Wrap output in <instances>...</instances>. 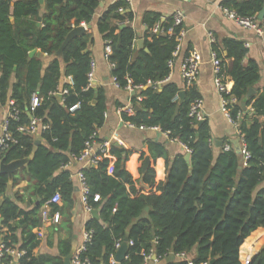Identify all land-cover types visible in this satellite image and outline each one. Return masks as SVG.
Listing matches in <instances>:
<instances>
[{"label":"trees","instance_id":"1","mask_svg":"<svg viewBox=\"0 0 264 264\" xmlns=\"http://www.w3.org/2000/svg\"><path fill=\"white\" fill-rule=\"evenodd\" d=\"M45 3L43 8L38 0H0V108L18 112L9 127L16 143L0 155V164L34 153L13 183L15 187L24 180L29 182L26 192L35 200L27 204L30 210L20 205L26 203L25 197H8L9 177L0 174V234L8 245L26 253L20 264H64L72 251L68 239L59 241V256L35 254L42 242L39 233L49 225L43 222L44 207L52 215L62 216L63 224L52 225V229L71 225L75 185L66 167L81 159L86 143L106 121V90L90 87L88 79L95 33L103 39L105 52L106 46L112 49L108 61L116 84L127 89L131 82L141 88L132 99L134 110L139 107L141 111L122 113L123 121L139 129H159L170 141L182 144L186 153L171 156L165 145L150 142L153 163L145 170L147 157L141 153L135 176L127 167L133 151L113 143L108 150L97 152L96 167L82 171L89 190L88 205L99 211V219L92 217L86 224L93 236L80 254L81 261L112 264L116 244L129 236L133 246L123 264H143V254L151 251L167 264H187L171 259V254L180 253H186L195 264H264V244L255 253L251 244L264 231V188H260L264 183V90L248 98L261 76L257 62L247 61L245 43L227 38L216 41L212 51L221 60L220 77L225 83L228 78L234 82L231 93L224 97L250 154L246 163L232 144L231 150L224 147L216 154L208 123L199 126L190 117L192 104L201 99L197 88L189 89L181 103L180 88L167 81L177 36L184 28L174 26L173 16L163 20L160 14L146 13L144 47L138 49L132 26L135 15L126 0L108 7L97 20L102 0ZM221 7L241 17L258 18L264 0H224ZM83 24L93 32L71 40L58 56L69 34ZM172 28L173 35L169 33ZM35 50L39 55L31 57ZM44 55L51 59L46 68ZM159 83L163 85L156 88L154 84ZM35 95L40 103L33 109ZM243 103L251 108L249 114ZM33 118L48 129L37 136L21 133L19 129ZM38 137L44 144L36 145ZM187 150L191 151L190 162L185 158ZM57 193L61 205L50 202ZM96 196L99 202H95Z\"/></svg>","mask_w":264,"mask_h":264},{"label":"crops","instance_id":"2","mask_svg":"<svg viewBox=\"0 0 264 264\" xmlns=\"http://www.w3.org/2000/svg\"><path fill=\"white\" fill-rule=\"evenodd\" d=\"M118 1L119 0H102L96 20L108 9V7ZM223 1L224 0H131V9L135 15L132 26L137 34V48L140 49L138 47V42L141 40L144 41L146 33V26L143 23V18L146 13L160 14L163 20L172 17L177 11H181L184 14L185 37L180 54L174 59V66L168 81L170 83H175L180 88L181 92L184 91V82L182 79L184 59L190 53H197L201 60V66L195 87L203 100L204 117L210 127L211 140L216 154L226 145L232 144L237 152L243 155L244 144L240 129L238 126L234 125L222 111V96L215 83L216 78L212 51L213 44L210 35L213 36L215 42L233 38L244 42L245 45L248 43L251 45L250 48H247L249 50L247 61L254 60L257 62L261 76L260 82L254 89L255 94L258 90L262 92L264 90V37L259 38L256 32L244 29L229 20L221 7ZM87 27V32H93L91 26ZM90 51L92 53L93 63L95 64L93 87L105 89L108 100L107 117L104 126L98 131L99 142H97L95 152H98L101 147V142L110 145L115 143L129 151H133L134 154L127 167L135 176H137L136 173L141 166V153H146L147 159H150L153 163L148 148V143L150 142H157L165 145L171 156L185 154L186 150L182 144L170 141L168 136L161 131L139 129L123 121L122 113L134 115V113L132 114L131 112L134 109L132 106V99L136 92L129 91L128 89H121L114 82L112 75L113 68L106 56L105 43L97 33H95V42L94 45L90 47ZM36 55H39V51L36 52ZM225 55H227L226 52ZM43 60L44 67L46 68L51 62V59L44 55ZM228 63H230V61H228ZM226 84L231 90L233 89L234 82L231 79L228 78ZM248 109L251 111V108ZM8 110L9 107L0 108V135L3 132V123L9 113ZM245 114H247V112H245ZM242 120L243 116L240 117V121ZM37 141L44 144V141L40 139V137L37 138ZM218 142H221L222 145H217ZM87 167H89V160L74 161L66 167V169L71 172L72 181L75 185V205L71 218V225H68L65 229L58 230L52 229V225L55 224L48 223L49 225L42 229L44 237L42 238L40 246L35 251L36 255L49 254L52 256H59L58 243L61 240L71 239L72 251L75 250V254L83 247L86 224L92 218V214L87 213L85 210L80 181V174ZM159 167L161 168L160 165ZM28 186L29 182L24 180L15 187L13 185L7 192L8 197L12 199H15L17 195L25 197L26 203H21L20 205L27 211L31 209V206L27 204L32 199L30 194L26 192ZM140 187L142 186L140 185ZM260 188H264V183ZM146 189L149 190V188ZM60 223L61 225L63 224V219ZM6 231L7 230H4V232ZM21 236L22 233L19 231L18 237L21 238ZM251 244L253 245V252L255 253L261 245L264 244V231H262L257 239H253ZM167 262L168 261L157 260L152 261L150 264H167Z\"/></svg>","mask_w":264,"mask_h":264},{"label":"built area","instance_id":"3","mask_svg":"<svg viewBox=\"0 0 264 264\" xmlns=\"http://www.w3.org/2000/svg\"><path fill=\"white\" fill-rule=\"evenodd\" d=\"M130 5H131V0H126ZM225 16L233 21L234 23H236L238 26L247 29V30H251L256 32V34L259 36V38H263L264 37V24H262L263 22H261L259 20V18H245V17H241L237 14V12L235 11H231L229 9L226 8H222ZM174 18V26L175 27H180L182 25H184V14L181 11H177L176 13H174L173 15ZM83 26L86 27L85 24H83ZM159 31V27H157L155 29V32ZM169 33L171 35H173L174 33V28L169 30ZM185 37V30L184 28L181 30V32L179 33V35L177 36V42H178V46L177 49L174 53V59L176 57H178V55L180 54L181 48H182V43ZM211 38V42L212 44L215 43V39L213 38L212 35H210ZM247 48H250L251 45L248 43L246 44ZM112 53V49L110 46H106V56L108 58V56ZM172 60L170 62V67L173 68L174 66V61ZM213 64H214V68H215V83L216 86L218 88V91L220 92L221 96H222V111L224 112V114L227 116V118L236 126H238L237 123L233 122L232 118H231V113L229 111L228 105H229V100L226 99L224 97L225 94H230L231 93V89L229 88V86L223 81V79L220 77V66H221V60L218 59V57L216 56L215 53H213ZM200 66H201V60L200 57L197 53H190L188 56H186V58L184 59L183 62V66H182V79L184 82V91H188L189 89L193 88L196 86L197 81H198V77L200 74ZM94 77H95V64H92V68H91V72L89 73L88 79H89V86L93 87V81H94ZM70 83H73L72 78H69ZM168 81V80H167ZM114 82L116 83V80L114 79ZM150 85H152V83H150ZM163 85V83H159V84H154V86L156 88H161V86ZM127 89L129 91H134L137 92L139 89L141 88H135L132 86L131 82L129 83V86L127 87ZM66 93V92H65ZM62 95V94H61ZM138 101H142V97H138ZM233 102L235 103L236 101L233 100ZM40 103V99L39 97H37L36 95L33 96L31 105L32 108L35 109L36 107L39 106ZM14 102L10 103V106H13ZM77 107L73 108L72 111H74ZM9 113L6 117V119L4 120L3 123V132L0 135V155L9 148V145L11 143H16V140L14 139L13 135L9 132V127H10V121L12 119H16L18 112H16V110H11L9 108ZM132 114L134 113V109L131 111ZM242 115H240L241 117ZM190 117L194 118L195 120H197L198 122H201L205 119L204 117V110H203V100L202 99H198L196 100L190 109ZM132 126V125H131ZM239 127V126H238ZM48 129L47 126H44L41 122V120H38L36 118H33L31 120V123L28 126H24L21 127L19 129V131L21 133H27L29 135L32 136H37L40 134V132L42 131H46ZM153 130H158L159 129H153ZM96 139H98V132L97 134L95 133L92 137V139L90 141H88L86 143V148L85 151L81 157L80 160L78 161H83V160H89V166L91 165H96L97 161L100 160V158L97 157V153L95 152V147L97 145V141ZM243 139V138H242ZM244 144V141H243ZM110 144L105 143L103 145H101V147L99 148L98 151L102 150V149H106L108 150L110 148ZM231 145H226L225 146V150L229 151L231 150ZM188 154H191V151L187 150ZM243 157H244V162L246 163L249 159H250V154L248 153V151L246 150V146L244 144V150H243ZM80 181H81V188H82V200L85 206V210L87 213L92 214L93 210L92 208L88 205L87 202V197L89 194V190L86 184V179L84 177V175L81 173L80 174ZM101 199L99 196H96L95 198V202H99ZM52 204H61L62 202V197L60 195V193H57L52 200L50 201ZM42 218H43V222L44 224H48V223H53L55 225L59 224L62 220L60 213H55V214H51L50 208L48 206H46L43 211H42ZM0 220H1V216H0ZM92 236H93V232H87L85 233V242L83 247L75 254L72 264H91L88 260L86 261H81L80 259V254L82 252H84L86 250V244L90 243L92 240ZM39 237L42 239L44 237V233L43 230L40 231L39 233ZM123 242H118L116 244V252L121 248ZM129 246H133V243L129 242ZM26 255V253L20 249H18L17 247H12L10 245H8L4 239H3V235L0 234V264H20V261L22 260V258ZM144 255V263L143 264H150L153 261V258L156 257V255L154 254L153 251H151V253L149 255H146V253L143 254ZM171 257L173 260H177V261H185L187 262V264H195L194 261L192 259L189 258V256L186 253H180V254H171ZM128 258L126 257V260ZM125 260V261H126ZM158 260V259H157ZM112 264H118L116 261V254L112 256ZM208 264V263H206Z\"/></svg>","mask_w":264,"mask_h":264},{"label":"water","instance_id":"4","mask_svg":"<svg viewBox=\"0 0 264 264\" xmlns=\"http://www.w3.org/2000/svg\"><path fill=\"white\" fill-rule=\"evenodd\" d=\"M41 4V6L43 8L46 7V0H38ZM259 20L261 22L264 21V9L263 11L259 14ZM41 22V18L39 19V24ZM88 30V27L86 28L85 26H80V27H77L75 28L70 34L69 36L67 37L66 41H65V44L64 46L62 47V49L59 51L58 53V56H61L62 53H63V50L67 47V45L69 44V42L71 40H73L74 38L78 37V36H81L83 35L85 32H87ZM138 47L140 49H142L144 47V41H139L138 42ZM36 50L31 52L30 53V56L33 57L36 55ZM253 94H255V90L254 89H251L250 90V93L248 95V98H251L253 96ZM185 96H186V91H182L180 93V102L182 103L185 99ZM63 98V96L61 94L58 95V99L61 101ZM243 109L245 112H247L248 114L250 113V110L247 108L246 104L244 103L242 105ZM136 112H139L141 111V109L139 107H136L135 109ZM206 122V120L204 119L203 121L200 122L199 126H201L202 124H204ZM42 143L40 141H36V145L39 146L41 145ZM217 145H222L221 142H218ZM34 157V153L32 154L31 157L29 158H26V159H23V160H19V161H15V162H12L10 164H6L5 161H2L1 164H0V174H6L8 175L9 177V186H8V190L13 186V183H14V177H15V174L18 173L20 170H22L23 168H25L26 166H28L30 164V162L32 161ZM186 161L190 162L191 160V155L190 154H187L186 155ZM150 162L151 160L150 159H147V162L145 164V170H147V168L150 166ZM94 167H96L94 165ZM92 217L94 219H99V211H93L92 212ZM3 222V219L0 220V224H2ZM129 236L126 237L125 241L122 243V246L121 248L117 251L116 253V261L118 264H123L126 260V257H127V254L129 252ZM74 255H75V250L71 251V254L64 259V264H72V261H73V258H74ZM153 261H157V257H154L153 258ZM211 264H215V261H212Z\"/></svg>","mask_w":264,"mask_h":264},{"label":"rangeland","instance_id":"5","mask_svg":"<svg viewBox=\"0 0 264 264\" xmlns=\"http://www.w3.org/2000/svg\"><path fill=\"white\" fill-rule=\"evenodd\" d=\"M83 26V25H82ZM86 28H87V26H86ZM112 66V65H111ZM106 117H107V114H106Z\"/></svg>","mask_w":264,"mask_h":264}]
</instances>
